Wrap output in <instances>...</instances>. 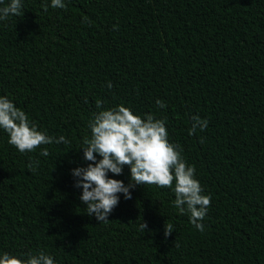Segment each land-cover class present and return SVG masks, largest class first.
I'll return each instance as SVG.
<instances>
[{
    "label": "trees",
    "instance_id": "obj_1",
    "mask_svg": "<svg viewBox=\"0 0 264 264\" xmlns=\"http://www.w3.org/2000/svg\"><path fill=\"white\" fill-rule=\"evenodd\" d=\"M21 2L22 16L0 20V96L70 143L20 153L0 129V254L44 251L54 264H264V0ZM98 99L103 109L165 120L211 197L203 232L178 213L171 188L118 193L107 222L87 214L72 170L92 163L80 148ZM194 115L208 127L189 135ZM108 176L127 186L130 169Z\"/></svg>",
    "mask_w": 264,
    "mask_h": 264
},
{
    "label": "clouds",
    "instance_id": "obj_2",
    "mask_svg": "<svg viewBox=\"0 0 264 264\" xmlns=\"http://www.w3.org/2000/svg\"><path fill=\"white\" fill-rule=\"evenodd\" d=\"M50 6L66 8L63 0H51ZM48 7L47 4L42 5L45 11ZM22 9L21 0H9L6 6L0 7V20H7L10 16L20 17L23 15ZM107 87L110 89L112 84L109 82ZM156 104L159 108L166 107L160 100ZM102 105L103 101L98 99L96 108L100 110L90 119V135L83 138L80 148L83 158L92 163L72 170V175L77 178L75 187L82 189L80 200L86 205L87 214L94 215L99 222H107L108 215L119 202L118 193L130 199V189L137 185L171 188L175 195L173 206L178 213L188 215L189 222L203 232L202 221L211 205V197L202 194L201 185L194 178L195 167L186 164L179 145L169 142L165 120L152 114L142 118L123 105L110 109H103ZM191 119L189 135L197 129L204 131L208 127L206 119L202 120L196 115ZM0 129L7 133L9 145L20 153L33 152L41 145L70 143L64 136L53 138L38 130L24 111L3 96H0ZM40 155L48 156L47 148ZM35 165H39L38 160ZM125 165L130 169L127 186L108 176V173L122 174ZM28 167L34 169L32 163ZM146 227V223L139 224L142 232ZM172 232L173 225L165 224V237ZM0 264H54V260L44 251L26 254V258L3 253L0 254Z\"/></svg>",
    "mask_w": 264,
    "mask_h": 264
}]
</instances>
